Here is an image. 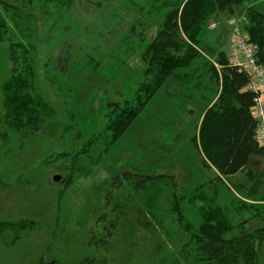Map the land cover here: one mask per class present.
Returning a JSON list of instances; mask_svg holds the SVG:
<instances>
[{"label": "rangeland", "instance_id": "rangeland-1", "mask_svg": "<svg viewBox=\"0 0 264 264\" xmlns=\"http://www.w3.org/2000/svg\"><path fill=\"white\" fill-rule=\"evenodd\" d=\"M33 1L32 24L40 33L37 85L55 115L45 131L23 144L3 134L0 222L36 225L0 228V264H79L96 255L90 242L99 217L110 208L108 199L124 202L127 218L121 217L108 249L96 255L103 254L107 264H173L183 221L198 226L201 207L213 196L235 224L245 219L248 226L264 224L244 209L250 201L245 179L222 182L195 144L205 107L219 93L204 65L199 73L182 69L181 74L190 71L187 77L170 78L116 142L105 130L114 104L132 101L147 79L146 49L167 12L185 0ZM248 6L264 12V0H250L235 14L210 20L203 46L230 56L234 31L229 21L238 18L244 24ZM6 48L7 43L0 45V84L12 66ZM126 172L173 175L176 190L159 182L136 191L129 186L136 180ZM148 195L154 196L152 203ZM150 203L162 223L153 234L146 222L155 223Z\"/></svg>", "mask_w": 264, "mask_h": 264}, {"label": "trees", "instance_id": "trees-1", "mask_svg": "<svg viewBox=\"0 0 264 264\" xmlns=\"http://www.w3.org/2000/svg\"><path fill=\"white\" fill-rule=\"evenodd\" d=\"M246 1L250 0H185L171 8L144 54L147 79L141 82L132 101L114 104L116 107L108 114L105 130L110 142H116L170 78L187 77L190 71L181 74L182 69L199 73L204 65L211 80L218 83L219 93L212 105L205 107L195 144L204 154L206 165L216 170L222 182L234 184L232 179L235 177L245 179V189L250 186L247 196L250 201H244V209L253 210L255 217L264 219V145L258 141L259 122L252 113L257 94L246 88L251 76L231 64L226 50L213 52L202 43L204 28L210 20L223 13L235 14ZM33 3V0H0V45L7 43V57L12 63L9 78L0 84V124L3 126L0 143L3 134L11 133L10 138L16 136L23 144L24 139L45 131L55 115V109L37 85L40 33L37 25L32 24ZM244 16L243 29L264 64V12L248 6ZM201 83L202 80L198 84ZM126 174L136 180L129 184L136 191L152 189L159 182L168 187L172 184L171 189L176 190L173 175ZM153 197L148 195L151 203ZM173 197L176 200L175 194ZM108 201L110 208L99 217L90 242L96 255L98 251L108 249L109 238L114 235L121 217L127 218L124 202ZM152 205H149V213L155 223L146 221L150 234L162 224L152 211ZM200 213L202 221L198 226L183 221L176 244L178 257L172 259L173 264H260L264 224L248 226L247 219L235 224L214 196L210 204L201 207ZM35 225L34 221L28 220L0 222V228L21 230L32 229ZM96 255L84 258L79 264H107L103 254Z\"/></svg>", "mask_w": 264, "mask_h": 264}, {"label": "built area", "instance_id": "built-area-1", "mask_svg": "<svg viewBox=\"0 0 264 264\" xmlns=\"http://www.w3.org/2000/svg\"><path fill=\"white\" fill-rule=\"evenodd\" d=\"M230 24L233 27L234 39L231 51V64L239 70H246L251 81L247 89L256 92L252 113L258 120L257 138L260 144L264 145V64L257 57V49L249 41L248 35L242 29L241 19L232 18ZM210 25L215 26V23Z\"/></svg>", "mask_w": 264, "mask_h": 264}, {"label": "crops", "instance_id": "crops-1", "mask_svg": "<svg viewBox=\"0 0 264 264\" xmlns=\"http://www.w3.org/2000/svg\"><path fill=\"white\" fill-rule=\"evenodd\" d=\"M216 99H217V96H216L212 101H210L208 105H212V103H213ZM203 114H204V112H203ZM203 114H202V115H203Z\"/></svg>", "mask_w": 264, "mask_h": 264}, {"label": "water", "instance_id": "water-1", "mask_svg": "<svg viewBox=\"0 0 264 264\" xmlns=\"http://www.w3.org/2000/svg\"><path fill=\"white\" fill-rule=\"evenodd\" d=\"M59 179H60V175H57V176L55 177V180H59ZM49 264H54V262L49 263Z\"/></svg>", "mask_w": 264, "mask_h": 264}]
</instances>
